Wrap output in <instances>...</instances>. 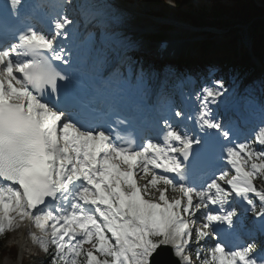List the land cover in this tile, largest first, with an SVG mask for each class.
<instances>
[{"label": "snow or ice", "instance_id": "1", "mask_svg": "<svg viewBox=\"0 0 264 264\" xmlns=\"http://www.w3.org/2000/svg\"><path fill=\"white\" fill-rule=\"evenodd\" d=\"M25 5L0 0V236L27 220L42 264H161L165 249L171 264H193V255L198 264H264V125L234 142L209 106L224 95L217 79L197 94L194 114L171 109L137 143L120 103L128 86H79L65 45L75 21L56 12L45 31ZM144 75L140 65L137 87ZM235 198L254 222L233 248L225 240L240 223Z\"/></svg>", "mask_w": 264, "mask_h": 264}, {"label": "trees", "instance_id": "2", "mask_svg": "<svg viewBox=\"0 0 264 264\" xmlns=\"http://www.w3.org/2000/svg\"><path fill=\"white\" fill-rule=\"evenodd\" d=\"M145 1L150 5L160 7L163 11L173 10L168 6V0ZM171 1L176 5L174 11L182 22L196 28H214L226 31L225 37L232 38L235 42L239 37L238 33L242 32L241 30L245 26H249L248 28L254 38V49L257 53L264 49V0H211L210 4H206L204 0H198L200 4L197 5L193 3V0ZM195 6L197 7L194 8ZM154 15L166 17L163 13ZM207 37L211 38L212 35H207ZM207 47L209 46H204L201 49L206 50ZM245 61H247V58H245ZM2 242L3 239H0V258L8 254V250L3 248Z\"/></svg>", "mask_w": 264, "mask_h": 264}, {"label": "rangeland", "instance_id": "3", "mask_svg": "<svg viewBox=\"0 0 264 264\" xmlns=\"http://www.w3.org/2000/svg\"><path fill=\"white\" fill-rule=\"evenodd\" d=\"M169 3L174 4L171 0H168ZM120 2V1H119ZM204 2L206 4H210L211 0H204ZM203 2V4L205 5V3ZM194 4H200L198 0H193ZM197 6H195L194 8H196ZM131 8L133 10L138 11V13H140V15L142 16V19L145 20L147 22L146 27H151L152 29H155L157 35H162L164 37H174L175 35H178L177 37H183L185 40H189L188 42L191 43L189 45V43L187 44L186 48H184L185 53H192V54H196L198 52V45L202 42V39L199 38V36L195 33H192L191 31L182 28L181 26H178L177 24H173L174 21L175 23H180L179 22V18L177 17L176 13H175V9L173 8V10L170 11H163L160 7H155L153 5L148 4L145 0H133V4L131 5ZM187 8V7H185ZM156 13H163L164 16H166L165 20L162 19H158V20H154V19H149L147 17L148 14H156ZM135 21V19H133ZM171 21V22H170ZM173 21V22H172ZM160 27H165V29L162 30V28ZM170 30V31H168ZM242 32H239L238 34H240V47L241 48L243 46V42H247V40L249 39H245V38H249V36H251V30L249 28H244L241 30ZM224 33V32H223ZM215 37L214 41L211 43H207L206 45H209L211 48V52L215 51V50H219V49H223L227 46H229L228 48L231 49L232 47V43L233 40L230 38H224L223 34H219ZM156 36V35H155ZM189 38V39H188ZM212 39V40H213ZM210 42V41H209ZM227 45V46H226ZM197 47V49H196ZM232 50V49H231ZM190 57V56H189ZM196 58L195 56H191ZM225 72V71H222ZM214 73L212 72L211 75H213ZM226 74V72H225ZM230 83V85H232L233 83L236 84H240V82H237L236 80L233 79V81L229 80L228 81ZM229 85V84H228ZM227 85V86H228ZM241 89V88H240ZM240 89L238 88L235 91V94H240ZM224 95L226 96H231V93H228L227 91L224 92ZM220 98L217 99V101H219ZM22 229V227L16 228L15 230L11 231L8 233V238L6 240H4L2 242L3 244V248L8 250V254L6 256H3V258L0 259V264H39L40 261H42L44 258H46L45 254L40 250H36L35 253L38 254L39 256H36V258H32L28 257V255L25 254L22 262L20 263V253H18L17 251V243L19 245H21L22 247V256L24 254V250L29 251V247L26 249L24 247V245L28 242V234L26 236V234L23 236L22 232L18 233V231H20ZM31 230L32 232H36L37 230L34 229V227H32L31 225H28V227L25 229L26 233L28 232V230ZM23 239V240H22ZM27 240V241H26ZM20 241H24L25 244H20ZM29 245V244H26ZM37 247V246H36ZM38 249V247L36 248ZM16 250V253H15ZM34 253V251L32 252Z\"/></svg>", "mask_w": 264, "mask_h": 264}, {"label": "water", "instance_id": "4", "mask_svg": "<svg viewBox=\"0 0 264 264\" xmlns=\"http://www.w3.org/2000/svg\"><path fill=\"white\" fill-rule=\"evenodd\" d=\"M167 257V258H166ZM166 257H165V254H164V252L161 254V256L159 257V260H160V262H161V264H171V262H172V258H171V256H170V254L169 253H167L166 254ZM167 259H168V261H167Z\"/></svg>", "mask_w": 264, "mask_h": 264}, {"label": "bare ground", "instance_id": "5", "mask_svg": "<svg viewBox=\"0 0 264 264\" xmlns=\"http://www.w3.org/2000/svg\"><path fill=\"white\" fill-rule=\"evenodd\" d=\"M234 3H235V2H234ZM251 5H252V4H251ZM109 6H110V3H107L106 6H105V8H107V7H109ZM248 6H249V5H248ZM253 6H254V5H253ZM227 8H228V7H227ZM201 11H202V10H201ZM242 15H243V14H242ZM261 16H262V15H261ZM188 17H189V16H188ZM244 17H245V16H244ZM182 20H183V19H182ZM245 21H246V20H245ZM192 22H193V21H192ZM206 23H208V22H206ZM248 27H249V26H248ZM217 28H218V27H217ZM235 29H236V28H235ZM218 30H219V29H218ZM184 51H185V50H184ZM21 232L23 233L22 235L24 236V235H25V232H24V231H21ZM21 232H20V233H21ZM22 240H23V239H22ZM26 241H27V240H26ZM22 243L25 244L24 241H20V244H22ZM26 244H27V243H26ZM20 246H21V245H20ZM21 248H22V247H21ZM22 250H23V249H22Z\"/></svg>", "mask_w": 264, "mask_h": 264}]
</instances>
